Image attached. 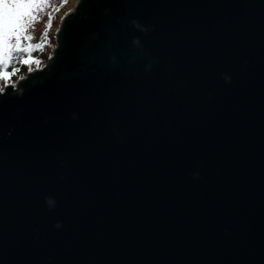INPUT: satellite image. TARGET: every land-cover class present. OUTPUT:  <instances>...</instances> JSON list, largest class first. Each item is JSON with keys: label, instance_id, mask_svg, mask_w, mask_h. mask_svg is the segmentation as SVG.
Returning <instances> with one entry per match:
<instances>
[{"label": "water", "instance_id": "obj_1", "mask_svg": "<svg viewBox=\"0 0 264 264\" xmlns=\"http://www.w3.org/2000/svg\"><path fill=\"white\" fill-rule=\"evenodd\" d=\"M59 17L0 94V264H264V0Z\"/></svg>", "mask_w": 264, "mask_h": 264}, {"label": "snow or ice", "instance_id": "obj_2", "mask_svg": "<svg viewBox=\"0 0 264 264\" xmlns=\"http://www.w3.org/2000/svg\"><path fill=\"white\" fill-rule=\"evenodd\" d=\"M66 3L67 0H61L58 6H51L47 0H0V81H3L0 94H4L9 87H17V82L12 81L11 77L17 75L19 66H27L29 72L34 70L33 65L36 69L41 67L42 62L32 53L42 51L48 44V31L52 25L53 13L48 14L41 39L34 44V38L27 34V28L30 23L36 21L35 13L43 11L45 7H53V12H58ZM67 15L68 13H65V16ZM61 19L63 20V17ZM24 79L23 76L19 77V80Z\"/></svg>", "mask_w": 264, "mask_h": 264}, {"label": "rangeland", "instance_id": "obj_3", "mask_svg": "<svg viewBox=\"0 0 264 264\" xmlns=\"http://www.w3.org/2000/svg\"><path fill=\"white\" fill-rule=\"evenodd\" d=\"M57 2V0H47V3L51 6H53L55 3ZM70 0L67 1L66 4H64V6L62 7V9L57 13V15L55 16V18L53 19V22H52V26L50 28V36H51V39H50V42L48 43L45 51H44V57L42 59V63L41 65L46 61L47 59V56L49 55V50L50 48L54 45V41H53V31L55 30L56 28V24H57V20L59 18V16L61 15V13H63L66 9H67V6L69 4ZM51 7H45L43 9V11H38L35 13L37 19L35 22L33 23H30L28 25V28H27V34L29 35H32L34 39L37 38V36L39 35V33L41 32L46 20H47V17H48V13L50 11ZM35 65H33L32 67H34ZM28 70V67L27 66H24L22 71H20L19 73H17V75L14 76V78H12V81H15V79L17 77H20V76H23L26 71ZM3 83H1L0 85H2Z\"/></svg>", "mask_w": 264, "mask_h": 264}, {"label": "trees", "instance_id": "obj_4", "mask_svg": "<svg viewBox=\"0 0 264 264\" xmlns=\"http://www.w3.org/2000/svg\"><path fill=\"white\" fill-rule=\"evenodd\" d=\"M67 1H68V0H67ZM60 3H61V0H57V2H56L53 6H58ZM61 9H62V8H60V10H61ZM60 10H59V11H60ZM59 11H58V12H59ZM50 12L53 13V19H54L58 12H53V7H51L49 13H50ZM49 13H48V14H49ZM53 19H52V22H53ZM47 21H48V17H47V20H46L45 24L47 23ZM45 24H44V26H43L41 32H40L39 35L37 36V38L32 40V43L35 44V43H38V42L40 41V39H41V35H42V33L44 32V29H45ZM51 26H52V25H51ZM49 33H50V30L48 31V43L50 42V39H51V36H50ZM25 43H26V42H25ZM47 45H48V44H47ZM47 45H45V47L43 48L42 51H36V52H33L32 55H33L34 57H38L39 60L42 61V59H43V57H44V56H43V55H44V51H45ZM23 67H24V66H19V72L22 71ZM9 71H11V68H9ZM19 72H18V73H19ZM12 78H14V76H12L11 79H12ZM1 83H3V81H0V84H1Z\"/></svg>", "mask_w": 264, "mask_h": 264}, {"label": "clouds", "instance_id": "obj_5", "mask_svg": "<svg viewBox=\"0 0 264 264\" xmlns=\"http://www.w3.org/2000/svg\"><path fill=\"white\" fill-rule=\"evenodd\" d=\"M135 24V22H133ZM222 78L224 79L225 83H230L231 82V77L228 76L227 74H223ZM73 118H76V115L73 114ZM199 177V173H193V178H198ZM45 204L46 207L49 209V211H51L56 204V201L53 197H45ZM54 227L56 228H61L62 227V223L61 222H57Z\"/></svg>", "mask_w": 264, "mask_h": 264}, {"label": "bare ground", "instance_id": "obj_6", "mask_svg": "<svg viewBox=\"0 0 264 264\" xmlns=\"http://www.w3.org/2000/svg\"><path fill=\"white\" fill-rule=\"evenodd\" d=\"M76 2H77V0H70L69 4L67 6L66 11H69V10L73 9V7H74V5H75ZM59 18H58L57 22L59 21Z\"/></svg>", "mask_w": 264, "mask_h": 264}]
</instances>
